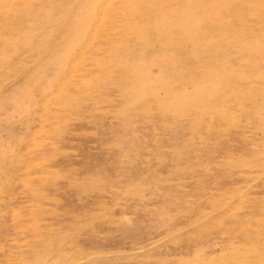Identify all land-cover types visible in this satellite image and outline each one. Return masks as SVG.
I'll return each instance as SVG.
<instances>
[{
	"label": "rangeland",
	"instance_id": "1",
	"mask_svg": "<svg viewBox=\"0 0 264 264\" xmlns=\"http://www.w3.org/2000/svg\"><path fill=\"white\" fill-rule=\"evenodd\" d=\"M0 264H264V0H0Z\"/></svg>",
	"mask_w": 264,
	"mask_h": 264
},
{
	"label": "bare ground",
	"instance_id": "2",
	"mask_svg": "<svg viewBox=\"0 0 264 264\" xmlns=\"http://www.w3.org/2000/svg\"><path fill=\"white\" fill-rule=\"evenodd\" d=\"M136 1H137V0H136ZM134 3H135V2H134ZM40 5H41V4H40ZM2 7H3V6H2ZM11 7H12V6H11ZM29 7H30V6H29ZM32 13H33V12H32ZM99 13H100V12H99ZM101 17H102V16H101ZM33 20H34V19H33ZM33 20H32V21H33ZM78 46H79V45H78ZM83 48H84V47H83Z\"/></svg>",
	"mask_w": 264,
	"mask_h": 264
}]
</instances>
